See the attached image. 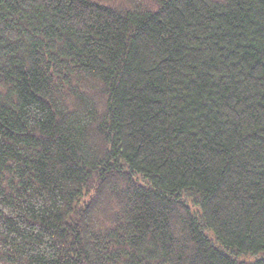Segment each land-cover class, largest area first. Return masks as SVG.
<instances>
[{
	"label": "trees",
	"instance_id": "1",
	"mask_svg": "<svg viewBox=\"0 0 264 264\" xmlns=\"http://www.w3.org/2000/svg\"><path fill=\"white\" fill-rule=\"evenodd\" d=\"M0 264H264V0H0Z\"/></svg>",
	"mask_w": 264,
	"mask_h": 264
}]
</instances>
